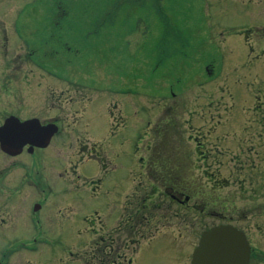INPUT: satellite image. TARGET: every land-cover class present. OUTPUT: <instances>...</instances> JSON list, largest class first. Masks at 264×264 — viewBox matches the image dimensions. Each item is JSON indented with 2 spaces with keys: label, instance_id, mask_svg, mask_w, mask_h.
Masks as SVG:
<instances>
[{
  "label": "rangeland",
  "instance_id": "rangeland-1",
  "mask_svg": "<svg viewBox=\"0 0 264 264\" xmlns=\"http://www.w3.org/2000/svg\"><path fill=\"white\" fill-rule=\"evenodd\" d=\"M0 28V73L37 74L41 110L68 114L37 221L0 223V264H100L97 231L124 264H191L218 218L264 254V0H0ZM158 127L189 208L161 183L150 199ZM92 145L104 161L81 160Z\"/></svg>",
  "mask_w": 264,
  "mask_h": 264
},
{
  "label": "flooded vegetation",
  "instance_id": "flooded-vegetation-1",
  "mask_svg": "<svg viewBox=\"0 0 264 264\" xmlns=\"http://www.w3.org/2000/svg\"><path fill=\"white\" fill-rule=\"evenodd\" d=\"M8 40V33L0 28L1 48L8 49ZM16 61L11 65L15 66ZM4 64L7 69L10 68V64ZM38 79L40 77L34 73H0V126L9 122L11 135L16 132L19 121L39 119L42 125L57 124L59 127H63L67 121V113H64V117L57 113L63 108L61 105L52 110H41ZM51 91L53 95L56 92L54 89L48 90L44 97L49 96ZM16 140L18 144L23 142L20 138ZM50 147L41 148L27 143L23 147L17 146L16 153H9L0 145V213L3 216L0 223L10 224L17 217L37 221L36 215L41 209L34 212L33 208L42 203V194L51 191L53 178L58 173L54 168V155L49 151ZM181 204L184 205V201ZM30 208L33 210L30 211ZM262 256L264 254L255 252L252 247L249 264H264Z\"/></svg>",
  "mask_w": 264,
  "mask_h": 264
},
{
  "label": "water",
  "instance_id": "water-1",
  "mask_svg": "<svg viewBox=\"0 0 264 264\" xmlns=\"http://www.w3.org/2000/svg\"><path fill=\"white\" fill-rule=\"evenodd\" d=\"M36 124L32 121L21 123L18 134L24 138L25 143L37 140V145L45 147L58 129L56 126H41L39 129ZM7 128L5 126L0 129V140L4 148L8 144L4 136ZM249 259L250 246L244 234L232 225H220L203 233L200 245L194 251L192 264H248Z\"/></svg>",
  "mask_w": 264,
  "mask_h": 264
},
{
  "label": "trees",
  "instance_id": "trees-1",
  "mask_svg": "<svg viewBox=\"0 0 264 264\" xmlns=\"http://www.w3.org/2000/svg\"><path fill=\"white\" fill-rule=\"evenodd\" d=\"M166 133H171L170 129H164L163 133H162V137L164 138V136L166 135ZM162 145H167L166 141H162L161 142ZM163 148H168V147H162L160 148V152L156 155H154V159L151 162L153 167H155L154 169L156 170L155 172H151L149 173V175L151 176L150 178L153 180L154 184L155 182L161 183V185L166 188L165 191H161V195H168V191H169V195H174L175 193L180 194L184 191V189L188 188V183L185 179H188L187 177H184V175L180 172H178L177 170L171 169L167 172H165V170L170 169V166L173 164L175 165V163L173 162V158L170 156V154H162L161 153V149ZM183 175V176H182ZM158 186H154L152 189V194H151V199L154 197V195H156L158 193ZM171 192V193H170ZM184 194V193H182ZM140 209V208H139ZM116 232V235H120L121 234V228H118ZM113 234V233H111ZM115 237L109 235L108 237L102 236L100 235L95 241H94V245H96L97 247H95L96 250L101 251L102 252V257L103 260L102 261H106V258L104 255L107 254L108 256V260L110 262L114 261L112 257L115 255L114 254V239ZM108 239H110L111 241H108ZM116 259V258H115Z\"/></svg>",
  "mask_w": 264,
  "mask_h": 264
}]
</instances>
